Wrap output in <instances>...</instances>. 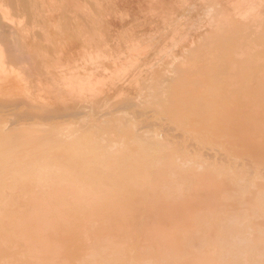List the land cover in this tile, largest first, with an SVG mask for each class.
<instances>
[{
  "label": "bare ground",
  "instance_id": "bare-ground-1",
  "mask_svg": "<svg viewBox=\"0 0 264 264\" xmlns=\"http://www.w3.org/2000/svg\"><path fill=\"white\" fill-rule=\"evenodd\" d=\"M1 1L8 2L7 8H9L14 6L11 4L15 0ZM18 1H20L18 4L23 2V0ZM70 1L71 4L67 2L68 9H70L68 11L71 12L72 10L73 16H70V22H68L71 23V28L76 31L75 35L72 34L75 38L66 39L61 47L59 44V55L57 53V56L52 57L51 61V57L46 53L49 57L47 60L50 62H47L46 57H44L47 44L45 46L40 39L29 40V38H22V36L16 42L14 40V35L17 34L15 32L16 26L12 25L13 23L8 17V19L6 18L9 21L8 24H4L3 20H0L4 24L0 23V26L2 24L3 28L6 27L4 30L2 26V29L0 28V42L5 43L4 47H1L0 44V89H16L19 86L21 89L23 88V91H26L27 88H30L29 84L34 83L36 88H39V93H41L40 89L45 88L47 91L50 89L57 93L52 95L51 102L41 101V98L40 101L35 100L37 102H34L29 94L27 95L22 91L23 97L17 98L16 95V98L13 99L12 96L15 93H20L17 89V92L13 89L14 94L12 96H10V92H12L10 90L9 97L6 96L8 93L5 92L4 94L3 90H0V97L3 96L0 98V229L3 233L6 232L5 235L0 234L9 235L10 229L11 232L13 230L16 233V230L13 229L15 226L18 229L17 234H10L17 237L14 238V236L13 240L21 239V242L24 240L23 245L21 242L16 244L25 247L32 244L31 240H36L39 243L37 247L39 252L35 247L38 245L37 243H33V247L30 246V253L29 247H25L29 248V251L21 248L24 249L23 251H27L26 256L31 253L34 256L32 258V255H28L27 258L23 255L27 261L20 258L22 250L18 254L17 250L14 252L12 248L13 252L9 250L10 253L18 254L20 256H17L18 260H23L24 264L26 262L33 264L35 259L34 264H60L62 262H64L62 264H67L71 261L74 262L77 258L79 260L88 249L87 257L88 255L92 256L90 259L88 257V260L84 259L85 256L82 257L85 261L80 260L81 264H103L104 261L106 264H112V262L113 264H264V0H173L169 5L165 0H156L157 7L150 14L151 19L147 15H143L145 21L148 18L155 22L153 31L155 32L156 61L155 58L153 60L156 67L153 73L149 74V80L152 81L151 86L154 87L157 96L168 93L167 96L171 97L170 99L175 97L178 100L180 97L183 101L189 100L194 95L201 100H206L207 96V98H210L209 96H214L213 98L223 96L224 98L225 95H232L237 99L228 105L223 103L222 108L229 106L224 111L217 107L218 105L221 106L222 102L219 101L222 97H216L217 99L214 101L213 98L204 102L200 100L203 104L200 107L199 103L197 107L198 109L203 108L200 110L204 111L207 108L206 105L212 106L211 103L215 105L216 100L218 101L220 98L218 102L221 104L216 102L217 109L213 106L216 113H210L209 108L211 107H209L207 109L210 112L208 114L205 110L206 115L203 114L205 112L200 113V110L198 112L196 104H193L192 101V104H185L187 106L182 107L180 109L181 114L176 116L180 117L182 121H189L196 127H201L208 132L211 131L210 134L221 143V147L220 145L217 147L219 149L213 147L212 152H210L211 150L203 151L200 147L195 151L197 145L192 146L193 148L195 146L194 149L190 146V149L194 150L192 154L195 155L196 152L197 157H194L198 159L199 156L206 166L196 158L197 161L190 158V162L187 160L175 164L174 156H171L172 153L174 154L176 150L179 153V148L181 150L183 146H186L185 144L189 146L191 143H188L189 140L188 142L183 140L184 138L178 141L177 137L179 136L172 133L171 128L173 127L168 128V126L164 127L163 125L164 128H161L162 125H158L160 124L158 122L161 121L158 120V124L155 125L151 121L148 122V116L144 117L146 116L144 113V115H138L140 111L138 110V112L136 108L139 107V104H143L147 97H143V99L136 97L138 102L143 100L139 104L135 102L137 105L132 102L129 105L128 101L132 99L125 97L128 99L127 108L125 107L127 104L125 98H123L125 100L112 101L113 95L126 91L128 86H125L124 82L123 85L115 82L121 85L116 87L112 81L117 78L123 80L128 71L131 77L136 76V72L135 74L131 72V68L134 67L132 63L128 66L130 62L127 64L125 61L131 56L135 58L140 43L135 41L131 44L129 42L123 48L118 44L117 46L120 48L114 46V48L101 47L95 43L97 36H94V30L97 28L98 21L94 9L92 12L87 6L85 11L77 13L79 0ZM80 1L82 3V0ZM181 1L186 2L187 6L180 5ZM23 4L28 10L26 2ZM21 5L16 7V13H21L19 9L21 8L25 12L23 15L31 18L30 15H27L28 11L26 10V14L24 6L21 7ZM89 5L91 7V3ZM11 8L14 9V7ZM1 9L4 8H0V17L5 19L1 16L4 11ZM13 9L9 8L10 11L8 12L11 10L13 12ZM58 12L64 14L62 11ZM16 13L10 14L14 20ZM20 15L17 17L23 16ZM4 16H7V12ZM32 16L36 18L35 15ZM37 17L40 18V16ZM101 18L99 23L108 30L112 27L115 28L117 24L122 22V19L119 18H108V20ZM57 20L58 18L55 16L50 19V22L56 23ZM69 23L67 29L70 28ZM57 29L60 32L58 27ZM61 29L64 30L63 27ZM57 31L55 32L57 33ZM68 31L72 33L70 29ZM18 35L21 34L18 33ZM38 36L40 37L39 34ZM69 36L67 37L69 38ZM45 37L46 39L49 38L46 35ZM100 37L103 42H107L109 39L106 34H101ZM120 37L122 36L120 35ZM54 47L57 49L56 46ZM128 53L132 55H126ZM123 55L125 56L123 57ZM118 57L126 58L127 60L123 59L126 65L122 63L123 61H121V65L120 60L122 59L118 60ZM177 64L181 65L176 67ZM128 67L130 69L125 72ZM136 68L133 70L135 71ZM147 78L139 79L136 77L135 79L140 83V80L141 82L147 81ZM122 80L120 79V82ZM128 83L130 84V82ZM142 84L140 85L141 88L138 86V92L144 90L145 85L147 87L149 83ZM5 96L7 99H4ZM201 96L203 97L201 98ZM46 97H49L48 94ZM170 99L166 100L167 103H164L163 99H159L163 105L166 104L164 107L167 106L165 114L161 108L162 102L159 101L158 103L161 107L156 103L166 117L170 112L168 108L173 107L174 104L171 102L173 99L169 101ZM207 101H211L210 104H206ZM179 102L182 104V101ZM223 102L225 101L223 100ZM19 104L22 109L25 108L22 106L28 107L27 105H30L35 108H33L34 110H37L33 111L32 108L28 107L30 110L23 112L21 109L24 114L26 113V116L23 114V118L18 116L22 114H18L21 111L16 112L20 108L17 107ZM132 104L137 107L132 109ZM153 104L155 106V103ZM106 105H108L107 108L109 105L112 106L111 111L110 108L109 111L106 109ZM121 108L123 111L131 108L136 112L129 109L131 112L126 111L129 113V116L126 117V115L119 114L123 112ZM78 109L79 112L84 113L82 114L85 116V118L83 116L85 121L81 122L77 116L79 122L65 123L64 119L60 123L59 121L63 119L62 116L60 120L55 122L57 116L62 114L70 115L71 119H75L78 115ZM216 110L221 111L217 112ZM161 111L160 113H162ZM156 113L159 114L158 111ZM175 115L173 113L169 116L175 118ZM27 116L33 118L29 119ZM78 126L82 130L79 128L80 132L78 131L79 133L76 135L75 129L74 135L71 130H74L72 128L75 127L78 128ZM151 126H159L161 130H153L154 132L151 130L148 133L147 130L152 129ZM52 135H57L58 139L51 144H46L47 146L40 145L41 140H47ZM119 135H128L132 141L122 145L118 142L117 144L121 147L117 148L113 139ZM174 136L175 139L177 138L174 139L176 144L183 140L181 141V143L184 142L183 146L180 145L181 147H179L174 144ZM74 141H79L77 144L79 143L80 146L75 144L78 146L77 148L67 147ZM214 143L216 142L213 139L212 144ZM114 146L115 150L113 151ZM110 150L113 151L112 155L108 154ZM49 151L53 154L50 158L47 156ZM184 151L182 150L179 155L183 154ZM191 152L184 155L189 156ZM191 156L193 155L189 157ZM194 162L200 166L202 163L204 167L198 166L197 169L200 170L201 168L202 172L195 175L197 179H192L194 176L190 172V169L194 168ZM217 163L225 164L224 166L221 164L222 173H220V165ZM213 165L214 168L216 165L215 170H218V174L212 171L214 170ZM208 166L212 170H208ZM247 167H252L255 171H248L247 174L244 172ZM142 174L146 175L147 178ZM182 174H190V177L181 176ZM176 175H180L177 182L176 179L175 181L169 179L173 176L176 177ZM150 177H152L153 183L150 180L149 184ZM159 179H164L160 187L155 184V181ZM203 186L205 192L202 190ZM199 191L203 192L200 197L206 199L217 197L219 199V202L216 201L218 202L217 206L214 204L205 205V207L195 211L197 202L189 200L192 208L189 206L188 208L195 211L198 217L193 216L196 215L193 212L187 215L189 210L185 213L184 210L180 211L174 217L171 212L172 205L169 203L178 200L179 196H185L188 192L189 194L192 192V197H189L198 198L197 193ZM253 192L261 193L262 196L259 195L251 200L250 197H253ZM251 193L253 195H250ZM155 200L159 202V206L152 209L150 203ZM246 202L248 205L245 204ZM216 207L223 208L228 213L220 214V216L219 213L215 215L214 209ZM119 215L123 218L119 219ZM256 219L260 223L258 220L256 222ZM213 221L215 224H212ZM216 223L220 226L218 229H215ZM119 234L128 235V238L130 237L127 238L128 240H135L126 243L128 245L125 246V249L123 248L124 244H122V248H119L121 244H118L117 248L116 244H111V242L117 236H121ZM70 237L77 239L72 238L73 240L70 241ZM83 238L86 239V243ZM137 238H139L138 242L136 241ZM63 239H66L67 243L73 242L75 244L74 240L79 241L81 239L83 242L82 244H75L76 246L72 243L71 247L66 245L64 253L67 254L61 253L64 256L62 257L59 256V253L67 244ZM98 239H102L104 242L101 241L103 242L101 244L104 245L96 250L95 248L98 247H94V243L91 242H96ZM63 241L65 244L62 247L59 242L63 243ZM105 242L109 245L106 244L107 246H105ZM146 242L148 244H145ZM52 244L53 246L54 244L57 245L53 247ZM110 244L116 248H111ZM165 244L167 249H165L166 247L163 248ZM207 245L211 247L208 248ZM97 246L99 245L97 244ZM128 246L131 250L137 251L130 253ZM57 249H59V253ZM90 249H93V252ZM5 252H3L4 258L9 254ZM189 253L191 256H188ZM65 255H68L69 258ZM71 258L76 259L72 260ZM176 258L179 260H175ZM10 259L8 260L12 261L13 259L15 261L14 258ZM28 259H31L32 262ZM77 262L74 264H80ZM20 263L22 262L18 264Z\"/></svg>",
  "mask_w": 264,
  "mask_h": 264
},
{
  "label": "rangeland",
  "instance_id": "rangeland-1",
  "mask_svg": "<svg viewBox=\"0 0 264 264\" xmlns=\"http://www.w3.org/2000/svg\"><path fill=\"white\" fill-rule=\"evenodd\" d=\"M16 1V2H15ZM14 1V3L13 4H11V5H14V6H11V7H14V9L13 8H11V7H9L10 6V3H9V8L10 9H13L14 11L12 12V10H11V12L13 13H11V12H8V11H10V10H8L9 8H7V5H8V2L6 3V2H2L1 0H0V8L2 7V8H4L3 10L4 11H6L7 12V16H4V14L6 15V12H4L2 9H1V11H3V14L1 13V16H3V17H5V19L4 18H2V17H0V20H3L2 22H4V24H8L7 22H9L7 19L9 18L11 21H12V25H14V26H16V33L17 34H15L14 35V40L17 42V41H19L20 40V38H21V36H22V38H26V39H28L29 38V40H34V39H36V40H41L42 41V43H44V45L45 44H47V46H46V50L48 51V49H50L48 52L46 51L45 52V56L44 57H46V60L49 58L48 56H50L51 58H50V61L52 60V57L54 58V57H56L57 55V53H58V55H59V50H60V47L61 46H63V43L66 41V39H71V38H75V36H73V35H75V33H76V31L75 30H73V28H71V23H69L70 22V18L73 16V12H72V10H71V12H69L68 10H70V9H68V3L67 2H69L70 4H71V1L70 0H48V1H46V0H23V2L21 1V4H18V2H20V1H18V0H15ZM26 2V7L28 8V10L25 8V6H24V4L23 3H25ZM50 1V2H49ZM85 1L86 0H82V3H81V1L79 0L78 1V3H79V7L77 8V13H79V12H82V11H85V9L87 8V6H88V8H90L91 9V11L93 12V10L92 9H94V14H96V18H97V28L94 30V36L96 37L95 38V43H97L98 45H101V47H107V48H111V47H119V46H117V44L118 45H120V47H124L125 45H127V44H129V42L132 44V43H134L135 41H137V42H139L140 43V47H139V49H138V55L136 54V56H135V58H133L131 55L132 54H130L129 55V53L128 54H126V55H129V56H131V57H129V58H120V57H122V56H120V57H118L117 59L118 60H120V59H122V60H120V64H121V61H123L122 63L123 64H125V62L128 64L129 62V64H128V66H130V64L132 63V65L134 66V67H132L131 68V72L133 73V74H135V72H136V76L135 77H131L129 74H130V72L128 71L129 69H130V67H128V69H126L125 70V72L126 71H128L125 75H124V78H123V80H122V78H117V79H114L113 81H112V84H114V86H116V87H120L121 85H125V86H127V89H126V91H124V92H118L117 94H115V95H113V99H112V101L113 100H118V99H123V98H128V99H132V100H129L128 101V99H126V105H125V107L127 108L128 107V102H129V105H131L130 104V102H132L133 104H135V105H137L136 103H138L139 104V102H142L141 100H139V102L136 100V97H138V98H141V99H143V97H147L146 99H144L145 101V103L143 102V104H139V107L138 108H136L133 104H132V106H133V108H132V106H131V108L132 109H137V111L139 112V114L138 115H146V116H144V117H147V120H148V122L150 123V121L152 122V123H155V125H156V123L158 122V120L159 121H161V122H158V123H160V124H158L159 126H161V128H164L165 126L167 127L168 126V128H171V127H173V128H171L173 131H172V133L173 134H175L176 136H179V137H177L178 138V141H179V139H182V138H184L183 140H186L187 142H188V140H189V142L188 143H191L189 146H187V144H185L186 146H183V144H184V142L183 143H181V141H183V140H181L180 142H177L178 144H176V142L174 141V139H175V136H174V138H173V141L175 142H173L174 144H176V145H178L179 147H181L180 145H182L183 146V148H185V149H181L180 150V148L177 146V148H179V153H181V151L183 150H185L184 152H183V154H181V155H179V153H178V150H176V151H174L175 153H176V156H175V153L173 154L172 153V157L175 159V164H180V163H182V162H184V161H191V159L190 158H193V159H195L197 156H196V152H195V155L194 154H192L193 153V151L195 150L196 151V149H198L199 147H200V149H203V151H205V150H207V151H210L213 147H214V149L215 148H217L218 147V145H220V147H221V143L219 142V140L218 139H216L214 136H212L210 133H211V131H206V130H204L203 128H201V127H196L195 125H193V124H190V122L188 121H182V120H180V117H176L177 115H180L181 114V112H180V109H182V107L184 108V106H187V105H185V104H192V101H193V104H196V107H197V104H199L200 103V107H201V104H203V102L204 101H206L207 99H212L213 97H211V96H209L210 98H207L206 96V100H201L199 97H195V95H194V97L196 98H194L193 96H191V98L189 99V100H191L190 102H188L187 100H185V101H183V100H181V98L179 97H177L178 98V100L179 101H182V104L175 98V97H173L172 99H170L169 98V96H167L168 95V93H166L165 95L167 96V98L166 99H164L166 96L164 95V93H163V95L165 96H163L162 94H160V96H157V92H155L154 91V87L152 88V86H151V80H149V76L153 73V71H154V69H155V62H154V60L156 61V56H155V32L153 31V29H154V27H155V22L154 21H152V20H149V19H151V17H150V14L152 13V12H154V9H156V0H87L86 1V3H85ZM153 1V2H152ZM171 1H173V0H165V2L167 3V5H169V3H171ZM177 1H180V0H177ZM184 1H187V0H184ZM183 1V2H184ZM2 2V3H1ZM182 2V1H181ZM181 3L180 5H182V6H187L186 5V2H184L185 3V5H184V3ZM4 3V4H3ZM37 3V4H36ZM66 3H67V5H66ZM88 3V4H87ZM91 3V7H90V4ZM17 4V5H16ZM38 4H40L39 6H38ZM47 6H46V5ZM53 6H52V5ZM18 5H19V7H20V5H21V7H23L24 6V8H25V11L27 10L28 11V14H27V11H26V14L27 15H30V17L31 18H29V16H25V15H23V14H25V12L23 11L24 9H21V8H19L20 9V11H21V13H16V7H18ZM61 5V6H60ZM81 5H83V6H81ZM84 5H85V7H84ZM32 8H31V7ZM38 6V7H37ZM92 6H93V8H92ZM41 7V8H40ZM45 7V8H44ZM66 7V8H65ZM117 9H116V8ZM36 8H39V9H36ZM36 9V10H35ZM49 10V13H48V10ZM61 9V10H60ZM82 9V10H81ZM34 10V11H33ZM38 10V11H37ZM52 12H51V11ZM118 10V11H117ZM30 11V12H29ZM39 11H40V13H39ZM58 11H62V12H64V14L62 13H60V12H58ZM24 12V13H23ZM32 12V13H31ZM42 12V13H41ZM54 12V13H53ZM58 12V13H57ZM14 13H16L15 14V20H14V18L13 17H11L12 15H14ZM103 13V14H102ZM10 14H12V15H10ZM23 15V16H21V15ZM10 15V16H9ZM18 15H20L21 17H17ZM32 15H35L36 16V18H33V16ZM42 15V16H41ZM65 15V16H64ZM99 15V16H98ZM105 15V16H104ZM141 15V16H140ZM143 15L145 16V15H147V17L149 18H147V20L145 21V19H144V17H143ZM149 15V16H148ZM25 16V17H24ZM34 16V17H35ZM37 16H40V18L39 17H37ZM45 16H47V17H45ZM57 17L58 18V20H57V22L56 23H54L53 21H51L50 22V19L52 18V17ZM71 16V17H70ZM136 16V17H135ZM138 16V17H137ZM8 17V18H7ZM23 17V18H22ZM101 17H103V19H107L108 20V18L109 19H112V18H119V19H122V22L120 23V24H117V26L114 28V27H112V29H107V28H105L104 26L102 27V25H101V23H99V20L100 19H102ZM7 18V19H6ZM42 18V19H41ZM47 18V19H46ZM49 18V19H48ZM59 18H61V19H59ZM188 18V17H187ZM22 19H24V20H22ZM30 20V21H29ZM44 20V21H43ZM49 20V21H48ZM61 20V21H60ZM142 20V21H141ZM17 21V22H16ZM29 21V22H28ZM46 21V22H45ZM56 21V20H55ZM69 21V22H68ZM2 22H0V23H2ZM22 22V23H21ZM33 22V23H32ZM67 24H66V23ZM137 22V23H136ZM141 22V23H140ZM41 23V24H40ZM48 23H50L49 25H48ZM68 23H69V25H70V28H68V29H70V31H72V33L71 32H69L68 31V29L66 28L67 26H68ZM135 23V24H134ZM3 24V23H2ZM2 24H1V26H2ZM3 24V25H4ZM20 24V25H19ZM22 24V25H21ZM35 24V25H34ZM100 24V25H99ZM34 25V26H33ZM42 25V26H41ZM48 25V26H47ZM56 25H58V26H56ZM1 26H0V28H1ZM37 26V27H36ZM41 26V27H40ZM43 27V28H42ZM57 27L59 28V30H60V32L59 31H57L58 29H57ZM64 28V30L63 29H61V28ZM2 28H3V26H2ZM1 28V29H2ZM4 29H6V27L5 28H3V30ZM20 29V30H19ZM41 29V30H40ZM65 29H66V31H65ZM118 31H117V30ZM50 30V31H49ZM57 31V33L55 32V31ZM2 31V30H1ZM25 31V32H24ZM42 31V32H41ZM14 32V33H15ZM58 32L60 33V35L58 34ZM63 32V33H62ZM18 33H20L21 35H18ZM52 33V34H51ZM70 33V34H69ZM36 34V35H35ZM38 34L40 35V37L38 36ZM58 34V35H57ZM64 34H66V35H64ZM73 34V35H72ZM101 34H106V35H108V37H109V39H108V41L107 42H103L102 40H100L101 39V37H100V35ZM45 35L48 37L49 36V38H47L46 39V37H45ZM70 35V36H69ZM120 35L123 37V36H125V37H120ZM127 35V36H126ZM144 35V36H143ZM147 35V36H146ZM23 36H25V37H23ZM28 36V37H27ZM36 36V37H35ZM65 37V38H63V37ZM67 36H69V38L67 37ZM72 36V37H71ZM39 37V38H38ZM54 37V38H53ZM52 38V39H51ZM122 38V39H121ZM142 38H144L143 39V41H142ZM54 39H55V41H54ZM110 39H112V40H110ZM121 39V40H120ZM130 39V40H129ZM23 40V39H22ZM63 42H62V41ZM122 40H124V41H122ZM116 41V42H115ZM143 42L142 44H141V42ZM3 43V44H2ZM0 42V44H1V47H4V42ZM55 43V44H54ZM103 43H105V44H103ZM116 43V44H115ZM59 44H61V45H59ZM58 45L60 46V47H58ZM121 45H123V46H121ZM50 46H52L51 48H50ZM54 46H56L57 47V49L54 47ZM113 47V48H114ZM119 47V48H120ZM59 49V50H58ZM143 50V51H142ZM51 51V52H50ZM124 51V50H123ZM53 52V53H52ZM48 54V56H47V54ZM152 55V56H151ZM125 55H123V57H124ZM149 56V57H148ZM145 57V58H144ZM130 58H132L131 60H130ZM155 58V59H154ZM127 60V61H125L124 62V60ZM142 59V60H141ZM154 59V60H153ZM49 60V59H48ZM47 60V62H50V61H48ZM144 61V62H143ZM146 61V62H145ZM137 62V64L135 65V63ZM122 65V64H121ZM126 65V64H125ZM140 65V66H139ZM181 64H177L176 65V67H179ZM137 67V68H136ZM140 67V68H139ZM154 67V68H153ZM134 68H136L135 69V71L133 70ZM140 70V72H139V70ZM137 70H138V72H137ZM138 73H139V75H138ZM150 74V75H149ZM127 76H130V77H128L127 78ZM148 78H147V77ZM136 77H138L139 79L140 78H147V81H150V82H147V81H143V79H142V81L143 82H141V80H140V83H139V81L137 82V80L135 79ZM126 78H127V80H126ZM120 79L122 80L121 82H120ZM115 82H118V84H121V85H118L117 83H115ZM124 82V83H123ZM128 82H130V84L128 83ZM134 82H137V83H134ZM123 83V84H122ZM141 83H143L142 85H144V84H148V85H150V86H148L147 85V87H146V85H145V89L144 90H142L141 92L139 91L138 92V86L140 87V85H141ZM32 84H34V83H32ZM31 83L29 84V87L30 88H27V90L26 91H23L22 89H21V87H16V89L18 90V92H20L21 93V91L22 92H24V93H26L27 95L29 94V97L34 101V102H37V101H40V98H41V101H45V102H49L50 100L52 101V95L54 96V95H56L57 93H56V91L54 92L53 90H45V89H47V88H45V89H40L41 90V93H39V91H38V89L39 88H36L37 86L34 84V85H32ZM136 84V85H135ZM31 86H33V87H31ZM115 87V88H116ZM131 87H132V89H131ZM142 87V86H141ZM140 87V88H141ZM18 88H20V89H18ZM33 89V90H30V89ZM13 89H15V88H13ZM13 89H9V88H7V89H0V90H3V92H4V94H5V92L6 93H8L6 96L7 97H9V95L10 96H12L13 94H14V91H13ZM16 89H15V92H17L16 91ZM10 90H12V92H10ZM36 90H37V92H36ZM43 90V91H42ZM32 91V92H31ZM46 91H47V93H46ZM152 91V92H151ZM9 92H10V94H9ZM31 92V93H30ZM42 92H45V93H42ZM49 92V93H48ZM54 92V93H53ZM155 92V93H154ZM15 93L13 96H12V98L14 99V98H16V95H17V98L18 97H23L22 95L24 94V93ZM136 93H137V95H136ZM32 94V95H31ZM38 94V95H37ZM40 94V95H39ZM44 95V96H42V95ZM47 94H48V96L49 97H46L47 96ZM154 94H156V95H154ZM51 95V96H50ZM152 95V96H151ZM159 95V94H158ZM4 97V99L6 98L7 99V97ZM15 96V97H14ZM37 96H38V99H37ZM114 96H116V97H114ZM2 98H3V96H1ZM0 97V98H1ZM35 97V98H34ZM43 97H45V98H43ZM203 96H201V98H202ZM217 97V96H216ZM213 98L212 100L214 101V99H217L218 97H222L221 98V100L219 101V99H218V101L219 102H222V104L221 103H219L217 100H216V102L217 103H219V104H221V106L220 105H218L217 107H218V109H219V107H220V109L222 108V105H223V103H226V105H228V104H231L233 101H236L237 99H235L236 97H234V96H232V95H225L224 96V98H223V96H218L217 98ZM133 98H135V99H133ZM193 98V99H192ZM10 99H11V97H10ZM125 99H123V100H125ZM164 100V103L166 102V100L167 99H170L169 101H171L172 103H174L173 104V107H169L168 109H169V115H173V113H175L176 115H175V118H174V116H169L168 115V113H167V117H166V115H163V111H165L164 112V114L167 112L166 111V109H167V106L166 107H164L165 105H163V102L162 101H160V100ZM197 100V102H195V100ZM199 99V100H198ZM35 100H37V101H35ZM48 100V101H47ZM136 100V101H135ZM203 101L202 103H201V101ZM223 100L225 101V102H223ZM50 101V102H51ZM128 101V102H127ZM159 101H160V103H161V105H162V107L160 106V104H158L159 103ZM168 101V102H169ZM187 101V102H186ZM226 101H228V102H226ZM110 102H111V100H110ZM136 102V103H135ZM177 102H179V104L177 105ZM186 102V103H185ZM209 102H211V101H209ZM208 101L206 102V104L207 103H209ZM216 102H215V105H214V103H211V104H213L212 106H208V105H206V107L207 108H209V107H211V108H209V110L211 111H208V109L207 108H205L204 109V111L202 110H200V109H203V108H200V109H198V107H197V109H198V112H199V110H200V113H202V112H205V113H203V114H209V112L210 113H212V112H215V109H217L216 108ZM153 103H155V106H154V104ZM156 103L161 107V108H163L162 110L163 111H161L160 110V107L158 106L157 107V105H156ZM167 103V102H166ZM107 104H109V102H107ZM112 104V103H111ZM152 104V105H151ZM210 104V103H209ZM113 105V104H112ZM175 105V106H174ZM183 105V106H182ZM204 105H205V103H204ZM225 105V104H224ZM31 110H33V111H36V110H34L35 108L34 107H32V106H30V105H27ZM107 106L108 105H106V109L108 110L109 108V110L111 111V109H112V106H110L109 105V107L107 108ZM114 106V105H113ZM141 106V107H140ZM203 106V105H202ZM213 106H214V108H213ZM17 107H20V108H18L17 109ZM16 107V112L18 113V112H20L21 111V106H20V104L18 105ZM24 109H22V111L24 112V110H28V107H26V105H24V106H22ZM181 107V108H180ZM229 106H227V107H225L224 106V108H222L223 109V111H224V109H226V108H228ZM34 108V109H33ZM131 108H129L130 110H131ZM145 110H144V109ZM146 108H147V110H146ZM29 109V110H30ZM105 109V110H106ZM128 109V110H129ZM141 109V110H140ZM154 109V110H153ZM159 109V110H158ZM212 109V110H211ZM213 109H214V111H213ZM221 109V110H222ZM28 110V111H29ZM81 110V109H80ZM106 110V111H107ZM108 110V111H109ZM127 109H126V111H128ZM129 110V111H130ZM143 110V111H142ZM207 111V113H206V111ZM221 110H218L219 112L221 111ZM20 112V113H18V114H21V115H18V116H20V117H23V112ZM82 111V110H81ZM121 111H123L122 110V108H121ZM126 111L124 110L123 112H121V113H119L120 115H126V117L127 116H129V113L131 112V111H134V112H136V110H131L129 113H126ZM156 111H158L159 112V114H157L156 113ZM160 111L162 112V113H160ZM217 111V110H216ZM217 111V112H218ZM16 113V114H17ZM39 113V112H38ZM78 115H76V117H75V119H71V117H70V115H64V114H62L61 116H57V120L55 121V120H53V121H55V122H57L58 120H60V117H62L63 119H61L59 122L60 123H62V121H64V119H65V123H67V122H70V121H77V122H79V120L82 122L83 120L85 121V119H83V112H79V109H78ZM79 113H81V114H79ZM83 113V114H82ZM126 113V114H125ZM144 113V114H143ZM154 113V114H153ZM216 113V112H215ZM26 114V113H25ZM24 114V116H26ZM128 114V115H127ZM152 114V115H151ZM157 114V115H156ZM69 118H68V117ZM79 118H78V117ZM1 117V116H0ZM14 117V116H13ZM29 119L30 118H33V117H29V116H27ZM59 117V118H58ZM66 117V118H65ZM80 117H82V118H80ZM152 117V118H151ZM24 118V117H23ZM77 118L79 119V120H77ZM84 118H85V116H84ZM142 119H143V117H141ZM149 118V119H148ZM158 118V119H157ZM9 119H10V117H9ZM11 119H13V118H11ZM51 119V118H50ZM53 119V118H52ZM70 119V120H69ZM147 120H145L146 122H147ZM154 120V121H153ZM36 121H38V120H36ZM156 121V122H155ZM169 121H171L172 123H170ZM64 123V124H65ZM171 124V125H170ZM163 125H164V127H163ZM158 126V127H159ZM152 127V126H151ZM150 127V128H151ZM156 126H153L152 127V129H150V130H147L148 131V133H149V131H151V132H154V131H159V130H161L160 129V127L158 128V127H156ZM70 128H72V127H70ZM79 126H78V128L77 127H75V128H72V129H74V130H71V132L74 134V131H75V129H76V135L80 132L79 131ZM167 128V130L169 131V129ZM81 129V128H80ZM147 129V128H146ZM166 129V128H165ZM82 130V129H81ZM154 130V131H153ZM164 130V129H163ZM166 130V131H167ZM79 131V132H78ZM150 132V133H151ZM170 132H171V130H170ZM171 133V134H172ZM74 134V135H75ZM208 135H210V136H208ZM205 136H207V137H205ZM51 137V138H50ZM49 137V139H43V140H41V143H40V145H46V144H51V142H53L54 140H56V139H58L57 137V135H52V136H50ZM122 138V139H121ZM176 138V139H177ZM115 139V140H114ZM113 139V142L114 143H118L119 142V144L120 145H122V144H124L125 142H130V141H132V139H131V137L130 136H128V135H119V136H117L116 138H114ZM118 139H120V140H118ZM175 139V140H176ZM213 139L215 140V142L217 143V141H218V144H216V143H214V144H212V141H213ZM66 140H68V139H66ZM186 141H185V143H186ZM74 142H76V143H74ZM74 142H72V143H70L67 147H71V148H77L78 146H80V144L78 143L77 144V142H79V141H74ZM113 142H111V143H113ZM196 142H198V143H196ZM114 143H113V145H114ZM196 143V144H195ZM75 144H77V145H75ZM119 144H117V148L120 146ZM217 146H216V145ZM112 145V146H113ZM175 145V146H176ZM193 145H197L196 146V148H195V146H194V148L192 147ZM47 146V145H46ZM74 146V147H73ZM190 146H191V148H193L192 150L190 149ZM121 147V146H120ZM210 147V148H209ZM115 146L112 148V150L114 151L115 149ZM190 150H189V149ZM207 148V149H206ZM217 149H219V148H217ZM52 151V150H51ZM51 151H49L50 153H48L47 154V156H48V158H50V157H52V152ZM113 151L111 152V150L108 152V154L109 155H112L113 154ZM187 151H192L190 154H189V156L190 155H193V156H191V157H189V156H187L188 155V153L189 152H187ZM187 152V153H186ZM210 152H212V150L210 151ZM187 154V155H184V154ZM182 155H183V157H182ZM170 156V157H171ZM178 156H180L178 159H177V157ZM194 156H196V157H194ZM176 157V158H175ZM192 159V160H193ZM197 159V158H196ZM195 159V161H197L198 159H199V161H201L200 160V158H199V156H198V159L196 160ZM203 161V160H202ZM201 161V162H202ZM180 162V163H179ZM200 162V163H201ZM199 163V162H198ZM205 166H206V164L204 163V162H202ZM201 163V166H200V164H197V162L195 163L194 162V164L196 165V169L198 168V166H200L201 168L203 167L202 164ZM220 163V162H219ZM218 164V163H217ZM222 164V166H224L225 164H223V163H221ZM221 164H218V165H220V167H219V170L222 168V166H221ZM195 165H193V169H190V172H191V174L193 173V178L192 179H197L196 178V176L195 175H197V174H199L200 172H202L201 171V168H200V170L199 169H195ZM208 165V164H207ZM218 165H217V167H218ZM212 166V164L210 165V167ZM210 167L208 166V170H212V168L214 169V170H212L213 172L215 171V173L217 172V174L219 173L218 172V170L216 171L215 169H216V165H215V168H214V165H213V167L210 169ZM226 167V166H225ZM224 167V168H225ZM204 168V167H203ZM223 168V169H224ZM195 169V170H194ZM218 169V168H217ZM223 169H222V171H223ZM252 169V170H251ZM246 170V171H245ZM196 171V172H195ZM248 171L250 172H254L255 170H254V168H252V167H247L246 169H244V172H246L247 174H248ZM214 173V174H215ZM220 173H222L221 172V170H220ZM178 174V173H177ZM243 174V173H242ZM143 175V174H142ZM240 175H241V172H240ZM143 176H145L146 178H147V176L146 175H143ZM180 176V175H179ZM179 176H177L176 175V177L175 176H173V177H171V178H169V177H167V178H169V179H172V180H174L175 181V179H176V182L178 181V177ZM181 176H187V177H190V174L188 175H184V174H182ZM151 179H149V181H148V183L150 184V180H151V183H153V180H152V177H150ZM181 179V178H180ZM146 180V179H145ZM163 181H164V179H162V180H156L155 182V184H156V186H161L162 184H163ZM181 181V180H180ZM175 182V183H176ZM231 183V182H230ZM229 183V185L230 186H232V184H230ZM261 189V188H260ZM259 189V190H260ZM203 192H205L204 191V186H203ZM258 190V189H257ZM262 190V189H261ZM261 190L259 191V192H261ZM253 191V190H252ZM255 191V190H254ZM202 191H199L197 194H198V198L197 197H193V198H191L192 196V192H190V194H189V192L187 193L188 194V196L186 197V195L187 194H185V196H179L180 198L178 199V200H175V201H172L171 203H169V205H172V209H171V212L173 213V215H174V217H176L177 215H178V213L180 212V211H183L184 210V213L186 212V211H188L189 210V214H187V215H190V213L191 212H193V214H196V215H193V216H197V213H195V211H197V210H199V209H201L202 207H205V205L206 206H211V205H213L214 204V206H217V204H218V202H219V199L217 198V197H214V198H210V199H206L205 197H200V194L201 193H203ZM216 192H219V191H216ZM220 192H221V190H220ZM219 192V193H220ZM256 192V191H255ZM258 192V193H259ZM254 193V192H253ZM253 193H251L250 195H253ZM212 195H214V194H212ZM255 195V196H254ZM254 195H253V197H250L251 198V200H252V198H257V196H259V195H261V193L260 194H257V193H254ZM189 196H191V197H189ZM262 196V195H261ZM260 196V197H261ZM183 199H182V198ZM189 197V198H188ZM248 197V196H247ZM178 198V197H177ZM200 198V199H199ZM176 199V198H175ZM259 199H261V198H259ZM259 199H257V200H259ZM189 200H195L197 203L195 204L196 205V208H195V211H193L192 209H189L192 205H191V203H189L190 201ZM218 200V202H216ZM253 201H254V199H253ZM255 202H257V201H255ZM159 202L157 201V200H155V201H153L152 203H150V207L152 208V209H155V208H157L158 206H159V204H158ZM253 204H254V202H252ZM246 205H248V203L246 202L245 203ZM244 205V204H243ZM251 205V204H250ZM188 206H189V208H188ZM241 206H242V204H241ZM240 206V207H241ZM192 208V207H191ZM212 208H214L213 206H212ZM217 208V207H216ZM216 208L214 209V214L216 215L217 213H219V216H220V214L221 215H223V214H225V213H228V211H224L223 210V208H217V210H216ZM205 209V208H204ZM207 209V208H206ZM212 210V209H211ZM182 213V212H181ZM213 214V215H214ZM176 215V216H175ZM120 216V215H119ZM218 216V215H217ZM198 217V216H197ZM123 217L122 216H120L119 217V219H122ZM193 218V217H192ZM196 218V217H195ZM194 219V218H193ZM198 219V218H197ZM253 220V219H252ZM257 220L258 219H256V222H257ZM218 221V220H217ZM261 221V220H260ZM252 222H255V221H252ZM258 222H259V220H258ZM219 223V222H218ZM218 223H216V227H215V229H218L220 226L218 225ZM260 223V222H259ZM212 224H215V222L213 221L212 222ZM258 224V223H257ZM260 225V224H259ZM259 225H257V226H259ZM210 226V225H209ZM5 227V226H4ZM9 226H7V229H9L8 228ZM13 227V226H12ZM213 227V226H212ZM211 227V228H212ZM254 227H255V224H254ZM17 227H15L14 226V230H16L15 232L16 233H14V231L12 230V232H11V229L9 230L10 232V234L11 233H14V234H17V231H18V229H16ZM210 228V229H211ZM6 228H5V230H7ZM255 229V228H254ZM256 229H258L257 227H256ZM255 229V230H256ZM2 229H0V231H1ZM212 230V229H211ZM8 231V230H7ZM257 231V230H256ZM0 233H3V231H1ZM5 233L6 232H4L3 234L5 235ZM8 233V232H7ZM6 235V236H4V235H2V234H0V238H1V240H0V245H3V246H0V248H2L3 247V249H0L1 250V252L3 253V252H5L6 254L7 253H9V254H5L6 256H5V258L3 257V255H4V253L2 254L1 252H0V259H2L1 261L2 262H4L3 264H6V262H7V264H8V262H10V264H11V262H13L14 260L12 259V261H9L8 259H10V258H14L15 259V263L13 262L12 264H18L19 262H22V263H20V264H24L25 262H23V260H18V258H17V256L18 257H20V258H22V259H24L23 258V255H24V257L26 256L25 254L27 253V251L25 252V251H23L24 249L25 250H27L28 249V251H29V248H30V251H29V253L31 252V245H32V247H33V243H37L36 242V240L34 241V240H31V245H28V246H25V247H29V248H25L24 246H22L24 243H22L20 240L21 239H18V241H15V240H13V237L15 236L14 234H12V235ZM119 235H121V234H119ZM125 235V234H124ZM123 234L121 235L122 237L124 236ZM180 235V234H179ZM254 235V234H253ZM252 235V236H253ZM9 236H10V238H9ZM18 236V235H17ZM121 236H117V238L116 239H113L112 240V242H111V244H116L115 246H117V248H118V244H121L120 246H119V248L121 247L122 248V244H124V246H123V248L125 249V246L127 247V245L128 244H126V243H130V242H132V241H134L135 239H130V240H128L129 238H128V235L127 236H124L123 238L121 237ZM23 237V236H22ZM181 237V236H180ZM6 238V239H5ZM7 238H9L8 240H7ZM14 238H17L16 236L14 237ZM18 238H20L19 236H18ZM72 238H76V237H72ZM71 237L69 238L70 239V241H71V239H72ZM78 238H80V237H78ZM82 238V237H81ZM120 238H122L121 240H120ZM128 238V239H127ZM178 238V237H177ZM177 238H174L175 240H179V239H177ZM25 239V242H26V240H27V238L25 237L24 238ZM69 239L67 238V240L69 241ZM77 239V238H76ZM84 239V242L86 243V239L85 238H83ZM138 239L139 238H137V242H138ZM141 239V238H140ZM143 239H147V238H143ZM149 239V238H148ZM147 239V240H148ZM183 239V238H182ZM10 240V241H9ZM14 242H13V241ZM17 240V239H16ZM47 240V239H46ZM45 240V241H46ZM58 240V239H57ZM63 240H65V242L67 243V240L66 239H63ZM73 240V239H72ZM99 240L100 239H98V240H96V242H91V243H94V247H98V248H95L96 250L97 249H99L100 248V246L102 247L103 245L101 244V243H103L104 241L101 239L100 240V242H99ZM150 240V239H149ZM152 240V239H151ZM181 240V239H180ZM7 243H6V242ZM28 241H30V240H28ZM49 241V240H48ZM81 241V242H80ZM101 241H103V242H101ZM117 241V242H116ZM143 241V240H142ZM183 241V240H182ZM2 242H5V243H2ZM10 242V243H9ZM17 242H21L22 243V245H18V244H16ZM74 242H75V244L77 245L78 243L79 244H82V242H83V240L81 239V240H79V241H76V240H74ZM124 242V243H123ZM143 242H145V240L143 241ZM2 243V244H1ZM11 243H13V244H11ZM20 243V244H21ZM27 243V242H26ZM25 243V244H26ZM61 245H62V247H63V245L65 244L64 243V241H63V243L62 242H59ZM70 243V244H69ZM73 243V242H72ZM72 243L71 242H68L67 244H65L64 245V249L63 250H61L62 252H60V251H58L59 249H57V251H58V253H59V256H62V257H64L63 256V254H61V253H64L66 250V245L68 246H72ZM150 243H151V241H150ZM211 243V242H210ZM5 244V245H4ZM11 244V245H10ZM18 245V246H16V245ZM38 245L36 246L35 245V247L37 248L38 246H39V243H37ZM60 244H58V247H60ZM74 243H73V245L74 246H76ZM97 244L99 245V246H97ZM109 245L107 242H105V246H107V245ZM110 244V246H111V248L113 247V245H111ZM145 244H148V242H146ZM57 245V244H56ZM55 244H54V246H56ZM163 245H164V243H163ZM15 246V247H14ZM52 246H53V244H52ZM53 246V247H54ZM70 246V247H71ZM92 246V247H93ZM114 246V247H115ZM167 245L165 244V246L163 247V248H165ZM6 247H8V248H10V249H5ZM113 247V248H114ZM206 247H211V246H206ZM12 248H13V250H14V252L16 251L17 253L18 252H20L21 250H22V252H20L21 253V255L19 256L18 254H20V253H18L17 255H16V253L13 255L12 254V252H13V250H12ZM15 248V249H14ZM16 248H18V249H16ZM21 248H24V249H21ZM57 248V247H56ZM116 248V247H115ZM38 249V248H37ZM36 249V250H37ZM102 249V248H101ZM127 249V248H126ZM128 249H130V253H133L132 251H137V250H135V249H133V250H131V248H129V246H128ZM128 249H127V251H128ZM165 249H167V247L165 248ZM12 250V252L10 253V251ZM33 250V249H32ZM41 250V249H40ZM91 250V252H93V249H90ZM34 251V250H33ZM54 251H56V250H54ZM87 251H89V249L88 250H86V252H84V256L86 257V258H84L85 260H88V259H90V257L92 256V255H88V257H87V254H88V252ZM127 251H125V253L127 252ZM38 252H39V249H38ZM91 252H89L90 254H91ZM101 252V251H100ZM124 252V251H123ZM24 253V254H23ZM54 253V252H53ZM57 253V252H56ZM130 253L128 252V254L130 255ZM2 254V255H1ZM11 254V255H10ZM34 254V253H33ZM64 254H67V253H64ZM70 254V253H69ZM68 254V255H69ZM127 254V253H126ZM11 257H10V256ZM13 255V256H12ZM28 255H32V253L31 254H28ZM27 255V256H28ZM55 255V254H54ZM68 255H65V257L67 256L68 257ZM9 256V257H8ZM26 256V257H27ZM30 256H29V258H30ZM33 256V255H32ZM36 256V255H35ZM83 255L80 257V258H82V257H84ZM188 256H191V254L189 253V255ZM3 257V258H2ZM8 257V258H7ZM28 258V257H27ZM27 258H25L24 260L25 261H27ZM32 258H34V256L32 257ZM31 258V259H32ZM58 258V257H57ZM56 258V261L58 260ZM69 258V257H68ZM79 258V260H78V258H77V260H74V259H76V258H74V259H72V260H74V262H77V263H82L83 261H85L83 258L82 259H80ZM88 258V259H87ZM30 259V260H31ZM174 259V258H173ZM179 260V258H176L175 260ZM181 259V258H180ZM8 260V261H7ZM11 260V259H10ZM18 260V261H17ZM29 259H28V261H30ZM36 260V259H35ZM33 261V259H32V261H30V262H32L33 264H34V262H36V261ZM80 260H82V262H79ZM172 260V259H171ZM0 261V263L2 264V262ZM39 261V260H38ZM37 261V262H38ZM67 261V260H66ZM17 262V263H16ZM69 262V261H68ZM74 262L73 261H71V263H73L74 264ZM108 263L110 262V261H107ZM29 262H26V264H28ZM62 263H64V262H62ZM62 263H60V264H62ZM67 263V262H66ZM70 262L69 263H67V264H71ZM105 263V261L103 262V264ZM35 264H38V263H35ZM40 264V263H39ZM46 264H48V263H46ZM76 264V263H75ZM106 264V263H105ZM112 264H113V262H112Z\"/></svg>",
  "mask_w": 264,
  "mask_h": 264
}]
</instances>
